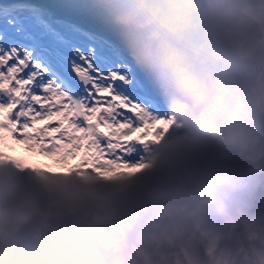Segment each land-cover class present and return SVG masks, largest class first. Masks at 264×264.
<instances>
[{
  "label": "rangeland",
  "instance_id": "1",
  "mask_svg": "<svg viewBox=\"0 0 264 264\" xmlns=\"http://www.w3.org/2000/svg\"><path fill=\"white\" fill-rule=\"evenodd\" d=\"M195 1L201 4L194 6ZM89 2L111 38L116 57L132 49L137 55L133 59L144 57L145 71L140 75H154L158 80L141 86L142 89L158 93L167 103H176L183 117L169 131L166 120L148 104L142 109L147 131L139 139L140 148L119 154L93 149L78 156L77 151L67 148L44 153L34 148L29 152L26 146L11 141L8 143L13 150H8L0 141V264H94L98 257L133 240L128 238L130 234L135 236L151 229L149 232L156 235L157 228L144 222L158 202L171 200L170 193H163L162 179L174 176V171L169 170L174 157L182 161L180 170L191 153L201 160L194 171L207 163L220 168L221 160L237 166L234 171L239 175L234 178L228 180L222 171L212 176L220 193L207 197L220 201L208 217L187 224H194L192 228L224 226L237 208L227 203L229 200L222 201L221 195L228 199L236 197L241 203L239 194L243 196V192H234L243 185L249 190L252 187L264 136L259 126H254L258 114L248 107L243 96L248 82L246 68L225 55L230 46L245 39L251 11L240 0ZM99 7H104L102 12ZM189 10L194 15L185 18L183 13ZM218 95L224 99L223 105L214 101ZM190 105L195 108L192 113ZM263 112L261 105L260 114ZM195 115L202 116V124L192 129L190 122ZM94 188H101L104 196L98 198ZM184 188L177 190L180 202L185 201L197 211L196 203ZM25 196L34 197L36 206L24 201ZM200 197L207 198L204 194ZM68 201L72 208H66ZM103 206L111 211V224L100 217ZM79 207L89 214L80 220L76 214ZM126 216L134 222L126 224L123 234L120 228ZM45 217L51 222L48 227L44 225ZM47 231L51 236L45 235ZM63 235L68 240L62 239ZM21 236L25 237L23 245Z\"/></svg>",
  "mask_w": 264,
  "mask_h": 264
},
{
  "label": "snow or ice",
  "instance_id": "2",
  "mask_svg": "<svg viewBox=\"0 0 264 264\" xmlns=\"http://www.w3.org/2000/svg\"><path fill=\"white\" fill-rule=\"evenodd\" d=\"M110 40L89 0H0V141L8 150L11 141L29 152L119 154L143 138L146 93Z\"/></svg>",
  "mask_w": 264,
  "mask_h": 264
},
{
  "label": "water",
  "instance_id": "3",
  "mask_svg": "<svg viewBox=\"0 0 264 264\" xmlns=\"http://www.w3.org/2000/svg\"><path fill=\"white\" fill-rule=\"evenodd\" d=\"M264 2V0H262ZM252 12L245 40L232 45L226 56L229 60L244 63L248 83L243 91L247 105L259 115V124L264 135V6L251 0H241ZM201 1H195L199 6ZM192 10L184 13L189 18ZM257 174L252 178V188L243 198L241 206L233 213L225 226L178 229L174 232H139L125 246L103 257L94 264H185L186 258L197 261L203 249L220 245L231 252L243 239L244 229H254L264 223V149L256 158Z\"/></svg>",
  "mask_w": 264,
  "mask_h": 264
},
{
  "label": "trees",
  "instance_id": "4",
  "mask_svg": "<svg viewBox=\"0 0 264 264\" xmlns=\"http://www.w3.org/2000/svg\"><path fill=\"white\" fill-rule=\"evenodd\" d=\"M102 8H104V7L99 8L100 12H102V10H103ZM215 102L216 103L219 102L221 105H223L224 99L220 95L218 98H215ZM233 120H234V122H236V120H238L237 115H235L233 117ZM254 126L256 128L258 127L257 120L254 121ZM245 131H244V133H246ZM178 158L174 157L171 160V163H169V170L174 171V176H164L162 179V181H163V185H162L163 193H168V194L170 193L169 194L171 196V200H169L170 202H164V203L158 202V204L156 206L154 205L155 206L154 210L149 213L147 220L144 222L146 225L155 226L157 228L155 231L158 233L160 231H175V230L181 229V228L195 227L194 224H191V225H187V224H189L191 222H196V221L200 220L201 217H203V218L208 217L211 212L215 211V207L217 206V202L220 201V200H217L215 202L212 199H210L209 197H207L213 193H220L219 191H217L215 189V187L217 185H214V184H216V183H214L215 178L213 179L212 176L217 174V173L219 174L221 171H222V173H221L222 176L226 177L228 180L239 175L236 173V171H234V170H236L237 166L232 165V163L228 162L227 160H221V163L219 164L220 168L216 167V166H212L211 165L212 163H207V164L201 165L197 171H194L195 165L199 166V162L201 161V160H199L198 155H196L194 153L189 154L186 162L184 163V166H183L184 169H181V170H180V168H181V162L182 161H180ZM194 160L196 163H194ZM184 170H186V171L183 172ZM200 171H206V172H200ZM211 171H214V172H211ZM230 171H232V172H230ZM209 172L212 175H209ZM251 172H252L251 174H254L253 171H251ZM194 173H196V175ZM178 174H180V175H178ZM211 177H212V179H211ZM4 179H5V177H3V180ZM216 180H218V179H216ZM246 180L248 183L249 178L246 177ZM236 181H234V182H236ZM182 185H184L185 188L182 187ZM105 186L108 187V184L106 183ZM247 186L249 187L248 184H247ZM180 188H184L188 193V197H190L196 203L195 205H196L197 211H195V209H193L190 206V204H186L184 201L180 202L179 196L177 195V192H178L177 190H179ZM217 188L220 189V187H217ZM239 191L243 192V196H246L249 192V189H246L245 186L243 185L236 192H234V193H236L235 195H237V193ZM201 194H204L205 197H207V198H203V197L201 198L200 197ZM239 196H240V200H242L243 199L242 194H239ZM199 197H200V199L197 200V198H199ZM33 199H34V197H32V196L23 197L24 201L29 200L28 202H31V206H36V203L33 202ZM221 200L225 201V202L227 200H229V202L227 201V203L235 204V209L241 205V203L238 201V199L236 197L228 199V197H224L223 195H221ZM21 202H23V201H21ZM65 206H66V208H72L73 204L71 201H68L67 203H65ZM85 207L87 208V206H85ZM159 210H160V213H158ZM76 212H77L76 213L77 218L79 220L81 219V217H86V215L87 216L89 215L88 213L84 212V208H82V207H79V210ZM8 213L11 215H14L13 211L8 210ZM90 214H92V210H90ZM100 217L102 219H104L108 224H111V222H112L110 219L111 218V211H109L107 206H103V210H102V213H100ZM68 220L70 221V219H68ZM125 221H126L125 223L123 221L121 228H120L122 230V232L124 231L123 234H125L126 224H128L129 222L130 223L134 222L131 218H129V216L125 217ZM49 222L50 221L48 220V217H45L44 225H46L47 227L50 226L51 222L50 223ZM77 223H78V221H77ZM225 223H226V221L224 222V224ZM52 224L54 226L55 223H52ZM68 225H69V222H66V226H68ZM27 227H29V226H27ZM149 230H151V229H145V231H149ZM45 235H47L48 237L51 236L49 234V231L45 232ZM45 235H44V237H45ZM24 238L25 237H23V236H21V238H20V242L22 241L21 245L24 244V242H23ZM61 238L68 240L66 235L61 236ZM128 238L133 239L134 235L130 234ZM102 243L103 242H101V244ZM102 246H103V244H102Z\"/></svg>",
  "mask_w": 264,
  "mask_h": 264
},
{
  "label": "clouds",
  "instance_id": "5",
  "mask_svg": "<svg viewBox=\"0 0 264 264\" xmlns=\"http://www.w3.org/2000/svg\"><path fill=\"white\" fill-rule=\"evenodd\" d=\"M185 264H264V223L244 229L243 239L228 252L216 245L203 249L197 261L186 258Z\"/></svg>",
  "mask_w": 264,
  "mask_h": 264
},
{
  "label": "bare ground",
  "instance_id": "6",
  "mask_svg": "<svg viewBox=\"0 0 264 264\" xmlns=\"http://www.w3.org/2000/svg\"><path fill=\"white\" fill-rule=\"evenodd\" d=\"M191 107H193V105H190ZM194 121V120H193ZM177 122H175V124H176Z\"/></svg>",
  "mask_w": 264,
  "mask_h": 264
}]
</instances>
